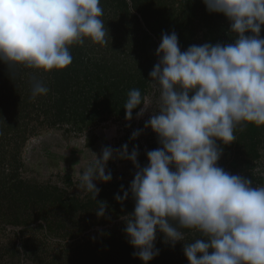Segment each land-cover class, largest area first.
Masks as SVG:
<instances>
[{
	"label": "clouds",
	"instance_id": "1",
	"mask_svg": "<svg viewBox=\"0 0 264 264\" xmlns=\"http://www.w3.org/2000/svg\"><path fill=\"white\" fill-rule=\"evenodd\" d=\"M210 13L230 22L234 42L204 43L181 50L173 31L163 33L149 73L159 95L158 109L145 122L160 147L148 151L147 165L138 163V148L105 147L78 174L79 188L95 201L94 181L110 182L107 163L115 156L137 169L129 190L134 211L125 216V233L137 256L148 264L159 254L157 232L174 246L184 242L189 264H264V185L218 165L223 149L236 141V131L264 126V0H203ZM101 0H0V63L11 79L20 69L64 70L73 63L70 47L85 39L108 43ZM49 88L33 76L31 98ZM139 89L124 104L131 121L148 110ZM141 130L132 133V140ZM219 142V143H218ZM123 190V189H122ZM100 202L96 215H105ZM197 237L185 242L186 231Z\"/></svg>",
	"mask_w": 264,
	"mask_h": 264
},
{
	"label": "rangeland",
	"instance_id": "2",
	"mask_svg": "<svg viewBox=\"0 0 264 264\" xmlns=\"http://www.w3.org/2000/svg\"><path fill=\"white\" fill-rule=\"evenodd\" d=\"M126 1L129 3V12L125 17L124 9L118 6L116 0H101V7L104 10L102 19L108 30L106 45L95 44L85 39L83 45H73L70 48L72 53L80 54L85 58L88 68H103L104 63L108 65V69H104V71H107L108 75L115 77L118 75L117 79L120 84L125 81L122 77L128 79L130 76L131 79L138 80V77L132 76V74H137L140 69L144 68L142 72L145 74L142 73L139 77L143 82V98H146L145 106L148 110L143 117L137 118L136 113L140 107H143L141 105L131 121L113 115H107L102 119L97 116L95 123L78 131L75 128V123L73 124V119L64 121L55 127L46 128L47 112L44 110L45 106L42 107L38 104L39 111L32 112L33 115H37L34 117L36 119H30V127L34 129L33 134L23 142L22 139L14 135L11 139H6L8 141L0 144V151L3 152L0 153V157L5 153H12L13 148L21 144L18 150L21 162L18 174L19 178L27 182L30 187L52 184L60 188L65 198L74 195L82 199L87 193L79 188L78 174L90 162V151L99 157L105 147L119 149L122 145L127 144L130 153L136 146L138 148V163L143 167L148 163L146 153L160 147L157 135L151 128H145L144 125L159 106L160 93L152 86L149 73L158 62L159 58L156 53L161 43V37L154 36L152 32L146 30V27L147 23H153L159 17L162 9L157 4L165 0H151L152 5L145 0L143 4L148 10L143 13L134 8L131 0ZM167 2L176 6L179 0H168ZM178 12L177 10L173 12L172 22L175 25H179L180 22L181 34L178 41L182 51L192 45L234 42L235 37L230 30V22L222 14L211 13L213 16L209 14L208 23H206L205 18H200L201 9L193 17H185L184 21L181 18L179 21L177 20L175 13ZM183 15L181 14V16ZM123 19H126L125 23L121 22ZM146 32L151 36V40L144 37ZM260 36L264 38V26H262ZM140 52L143 54L141 59L138 57ZM34 71L40 74L41 80L44 78L42 73H49L43 72V70L20 69L19 77L15 78L16 84L21 83L20 85L23 87L22 82L25 77L33 74ZM95 82L96 86L100 81ZM10 84L11 78L7 66L0 63V98L7 97ZM131 88L136 89L135 84ZM138 89L140 90V86ZM43 99H46V96ZM89 108L92 109V106ZM137 130H141V134L132 140V133ZM235 135L237 137L235 142L229 145L220 144L223 152L218 165L231 174L245 176L252 180L254 185H264V129L253 139H251L252 135L247 132V126L242 131L238 129ZM1 137L0 133V140ZM0 169L7 173L8 166L5 160L0 163ZM107 171L112 174L111 181L107 183L94 181L96 187L110 185L108 187L110 191L113 184L115 190L119 188L124 194L126 190L123 186L129 190L137 169L131 161L114 156L107 163L106 173ZM4 183L8 185L7 181ZM15 191L26 196L32 193L24 184ZM37 193L34 189V196ZM131 199L132 196L129 192L127 201ZM16 201L14 197H8L0 202V264H81L82 261L90 262L92 257L88 255L86 242L96 239L97 235L102 233L103 228H113L123 223L125 217H115L111 220L106 218L104 224H98L97 218L94 219L97 224L87 227L88 225L82 220L76 219L74 224L68 220V215L63 218L60 215L65 226L62 225L63 227L60 228L61 236H54L44 229V226L40 227L41 224L44 225L40 215L45 210V206L36 200H30L27 204L26 212L34 216L30 223L15 225L6 222L8 215L16 209ZM47 208H49L48 205ZM35 216H39V218ZM71 230L76 233L75 236H69L68 233ZM197 235L192 231L190 234H186V239L191 242ZM160 239L161 237L158 240Z\"/></svg>",
	"mask_w": 264,
	"mask_h": 264
},
{
	"label": "trees",
	"instance_id": "3",
	"mask_svg": "<svg viewBox=\"0 0 264 264\" xmlns=\"http://www.w3.org/2000/svg\"><path fill=\"white\" fill-rule=\"evenodd\" d=\"M116 1L118 2V6L124 9L123 12L126 17V14L129 12V3L126 0ZM131 1L137 11L143 13L148 10L145 4H143L145 0ZM146 1L152 5L151 0ZM167 1L165 0L157 4L162 9V12L153 23H147L146 30L152 32L154 36L161 37L163 33L170 34L174 31L178 38L180 37V22L179 25H175L172 22L175 10L179 11L175 13L177 20L179 21V18H181L184 21L185 17L191 18L201 9L200 18H205L204 20H207L206 23H208V16L211 13L207 11L203 0H179L176 6L169 4ZM143 9L145 11H142ZM181 14L184 15L181 16ZM124 20L126 19L121 20V22L125 23ZM147 34L144 37H148L151 40V36ZM70 51L71 53L73 52L71 48ZM72 56L73 63L68 68L64 70L54 69L46 74L42 73L44 76L42 81L49 88L46 99H43L44 96L37 97L35 100L31 98V79L33 76L40 79V74H37V72L34 71L33 74L25 77L22 82L23 87L20 85L21 83L16 84L17 80L15 78L11 79L9 94L7 97L0 98V105L2 106L0 108V133L2 136L0 144L8 141L6 139H11L14 135L22 139L23 142L33 134L34 129L30 127V119L37 116L33 115L32 112L39 111L38 104L42 107L45 106L44 110L47 112L46 128L55 127L64 121L73 119V124L75 123L76 125L75 128L81 131L89 124L95 123L97 116L100 119L107 115L125 118V109L123 107L127 100V94L134 84L136 89L140 86L143 97L144 87L139 75L143 73L144 68L140 69L137 74H132V76L136 75L138 80H133L130 76L128 79L122 77L125 81L123 84H120L119 79H117L118 75L115 77L108 75L107 71H104V69H108V65L105 63L103 64V68L92 69L88 68L89 66L85 64V58L81 57L80 54L72 53ZM142 56L143 54L140 52L138 55L139 59ZM95 81L100 82L95 86ZM90 106H92V109L89 108ZM87 108H89V111H87ZM138 108L133 110V115ZM263 129L264 126L257 127L251 124L247 126V132L252 135L251 139L255 138ZM20 146L21 144L14 148L12 147L14 149L12 153H5L0 157V163L5 160L8 166L7 173L3 170L4 168L0 169V202L8 197H14V200H17L16 209L12 210L13 212L8 215L7 220H5L6 222L15 225L30 223L31 219H33L32 217H34L29 212H26L28 208L27 204L30 200L42 202L43 206H45V210L40 215V219L44 221V225L41 224L40 227L44 226V229L54 236H61L60 228L63 227L62 225L65 226V222L62 219L63 216L68 215V220H71L74 224L76 219L82 220L89 227L90 225L97 224V222L98 224H104L106 218L111 220L115 217L127 216L134 211L135 202L133 198L129 201L126 199L122 203L115 199L117 195L123 196V194L119 188L115 190L113 184L110 191L108 189L110 185H101L95 201L91 199L90 194H87L82 199L74 195L65 198L60 188L52 184H45L42 187H30L27 182L19 178L18 174V168L21 165L18 157ZM0 153L3 152L0 151ZM4 181H7L8 185H5ZM2 183H4V186H2ZM23 184L32 193L26 196L15 191V189H18L21 185L23 186ZM123 187L126 191L128 190L126 186ZM34 189L38 192L35 196L33 194ZM100 202H106L107 204L105 215L102 217L96 215ZM47 205L49 208H47ZM35 217L39 218V216ZM54 217H57V219H54ZM97 218L96 222L94 219ZM125 226V222H123L113 228H103L101 230L102 233L97 235L96 239L86 242L88 255L92 257V261H82L81 264H144L142 260L134 255V252L137 250L130 245L129 238L124 231ZM185 231L186 234L192 232V230ZM68 234L72 237L76 233L71 230ZM160 237L161 239L158 240ZM185 242L190 241L185 239ZM155 247L159 249V254L149 261L148 264H189L183 252V241L177 242L172 246L170 243L165 242L163 234L157 232Z\"/></svg>",
	"mask_w": 264,
	"mask_h": 264
}]
</instances>
